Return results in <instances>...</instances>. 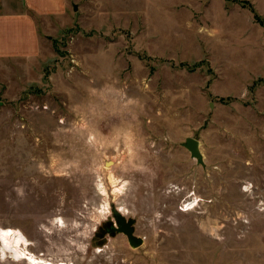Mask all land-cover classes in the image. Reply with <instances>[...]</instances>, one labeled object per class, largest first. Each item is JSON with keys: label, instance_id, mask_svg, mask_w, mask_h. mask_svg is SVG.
Instances as JSON below:
<instances>
[{"label": "rangeland", "instance_id": "374dc122", "mask_svg": "<svg viewBox=\"0 0 264 264\" xmlns=\"http://www.w3.org/2000/svg\"><path fill=\"white\" fill-rule=\"evenodd\" d=\"M5 2L39 39L0 56V230L35 261L0 264H264V0Z\"/></svg>", "mask_w": 264, "mask_h": 264}, {"label": "crops", "instance_id": "0c3cea01", "mask_svg": "<svg viewBox=\"0 0 264 264\" xmlns=\"http://www.w3.org/2000/svg\"><path fill=\"white\" fill-rule=\"evenodd\" d=\"M25 7L37 13L56 14L64 7L63 0H23ZM23 5V7H24ZM5 0H0V56L35 53L38 34L34 20L28 13H16ZM7 38H2V34Z\"/></svg>", "mask_w": 264, "mask_h": 264}, {"label": "water", "instance_id": "95a60500", "mask_svg": "<svg viewBox=\"0 0 264 264\" xmlns=\"http://www.w3.org/2000/svg\"><path fill=\"white\" fill-rule=\"evenodd\" d=\"M73 9H76V6H73ZM182 145L189 151L190 156L195 158L198 163L203 165V158L199 149V140L197 138L187 136L182 143ZM114 216L116 219V225H113L109 228V232H119L126 235L128 244L132 248H136L142 244L143 239L134 234L133 220L131 218L126 219L125 216L114 209Z\"/></svg>", "mask_w": 264, "mask_h": 264}, {"label": "bare ground", "instance_id": "6f19581e", "mask_svg": "<svg viewBox=\"0 0 264 264\" xmlns=\"http://www.w3.org/2000/svg\"><path fill=\"white\" fill-rule=\"evenodd\" d=\"M0 238L3 244V248H2L3 251L5 249H8L15 257L21 256L25 259H32L33 261H35L34 257L24 256V254L20 250L23 244H27L26 239L22 234V232L13 229H1ZM38 262H42V260ZM60 264H65V263H60Z\"/></svg>", "mask_w": 264, "mask_h": 264}, {"label": "trees", "instance_id": "16d2710c", "mask_svg": "<svg viewBox=\"0 0 264 264\" xmlns=\"http://www.w3.org/2000/svg\"><path fill=\"white\" fill-rule=\"evenodd\" d=\"M253 17H254L255 19H257V20L259 21V23L264 27V21H263L261 18H259L258 15L255 14ZM263 33H264V32H263Z\"/></svg>", "mask_w": 264, "mask_h": 264}]
</instances>
